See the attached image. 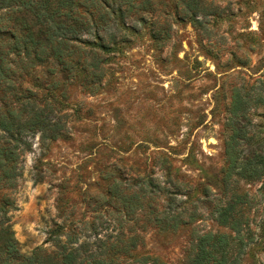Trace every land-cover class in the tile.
Wrapping results in <instances>:
<instances>
[{
	"label": "rangeland",
	"instance_id": "rangeland-1",
	"mask_svg": "<svg viewBox=\"0 0 264 264\" xmlns=\"http://www.w3.org/2000/svg\"><path fill=\"white\" fill-rule=\"evenodd\" d=\"M197 2L193 24L176 0H155L146 21L132 20L130 41L106 54L93 88L71 82L58 99L65 135L29 137L16 185L0 189L22 252L54 250L56 229L93 249L124 232L139 237L132 256L185 264L194 232L234 234L214 209L235 191L253 200L255 241L241 261L264 264V164L255 179L221 182L231 135L239 160L264 157V0ZM132 191L144 203L136 214L120 198ZM149 200L161 220L178 209L177 226L148 221Z\"/></svg>",
	"mask_w": 264,
	"mask_h": 264
},
{
	"label": "trees",
	"instance_id": "trees-1",
	"mask_svg": "<svg viewBox=\"0 0 264 264\" xmlns=\"http://www.w3.org/2000/svg\"><path fill=\"white\" fill-rule=\"evenodd\" d=\"M154 2L0 0V189L16 185L22 174L20 157L31 149L30 136L39 133L52 141L65 135L58 99L66 97L71 82L93 88L106 54L130 41L136 31L132 20L146 21V14L154 11ZM176 6L193 24L200 22L197 0H176ZM232 112L236 114V104ZM236 136L231 135L227 144L223 184L234 176L255 179L264 164V157L255 153L239 160L233 152ZM147 183L152 192L153 180ZM120 194L123 207L131 214L144 204L138 191ZM224 195L214 209L215 219L234 234L194 232L185 264H243L246 247L255 241L248 215L253 200L235 191ZM150 202L146 203L148 221L162 223L163 229L177 226L178 209L166 208L161 220ZM12 204L9 198L0 203V264H161L150 255L132 256L130 251L139 245V237L124 232L114 241L98 239L93 249L88 242L75 245L70 233L62 239L63 231L56 229L51 233L54 250L36 247L24 253L8 214ZM257 236V245L264 251V217Z\"/></svg>",
	"mask_w": 264,
	"mask_h": 264
}]
</instances>
